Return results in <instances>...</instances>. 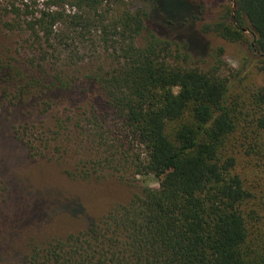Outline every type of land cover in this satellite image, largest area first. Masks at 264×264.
I'll list each match as a JSON object with an SVG mask.
<instances>
[{
    "label": "trees",
    "instance_id": "trees-1",
    "mask_svg": "<svg viewBox=\"0 0 264 264\" xmlns=\"http://www.w3.org/2000/svg\"><path fill=\"white\" fill-rule=\"evenodd\" d=\"M21 1L31 5L12 6L5 27L27 32L38 52L15 67L0 60V97L34 109L97 91L143 150L137 173L158 182L34 246L25 263L264 264V0H230L202 28L248 43L231 76L221 62L204 72L170 59L168 34L188 32L202 10L187 0H139L134 10L128 0ZM86 61L99 64L80 70Z\"/></svg>",
    "mask_w": 264,
    "mask_h": 264
},
{
    "label": "rangeland",
    "instance_id": "rangeland-1",
    "mask_svg": "<svg viewBox=\"0 0 264 264\" xmlns=\"http://www.w3.org/2000/svg\"><path fill=\"white\" fill-rule=\"evenodd\" d=\"M187 1L202 10L188 32L168 34L170 59L204 72L221 62L220 74L231 76L250 57L248 43H231L202 30L231 7L230 0ZM24 3L31 5L0 0V60L13 67L38 52L27 32L5 27L15 20L12 6L24 14ZM127 3L132 10L140 5L139 0ZM184 41L186 49L181 47ZM79 51L90 60L86 48ZM98 64L86 61L79 67L85 71ZM253 69L257 81H262V70ZM52 98L33 109L32 100L0 97V264H26L34 246L87 227L146 186L158 188L155 178L137 173L143 150L119 129L115 114L97 91Z\"/></svg>",
    "mask_w": 264,
    "mask_h": 264
}]
</instances>
